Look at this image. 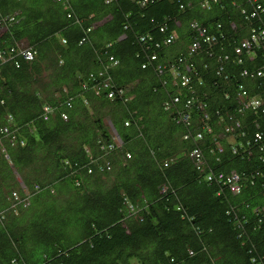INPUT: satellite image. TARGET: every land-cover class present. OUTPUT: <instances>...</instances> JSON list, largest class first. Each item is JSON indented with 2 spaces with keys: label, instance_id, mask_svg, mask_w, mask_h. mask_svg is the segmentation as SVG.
I'll return each instance as SVG.
<instances>
[{
  "label": "trees",
  "instance_id": "trees-1",
  "mask_svg": "<svg viewBox=\"0 0 264 264\" xmlns=\"http://www.w3.org/2000/svg\"><path fill=\"white\" fill-rule=\"evenodd\" d=\"M252 28L264 0H0V53L35 51L0 60V264H264V116L238 98L264 102V42L235 52Z\"/></svg>",
  "mask_w": 264,
  "mask_h": 264
},
{
  "label": "clouds",
  "instance_id": "clouds-1",
  "mask_svg": "<svg viewBox=\"0 0 264 264\" xmlns=\"http://www.w3.org/2000/svg\"><path fill=\"white\" fill-rule=\"evenodd\" d=\"M215 1V0H214ZM207 1H205L204 2V5H205V3H206ZM208 3V2H207ZM207 5V4H206ZM261 7V6H260ZM251 16H252V13H251ZM194 24H196V23H194ZM199 26V25H198ZM255 29L254 28H252V33H253V35H260V33H261V31H264V30H261V31H259L258 33H255ZM249 34V33H248ZM253 35H251V38L250 37H247V38H244L243 40L244 41H250V42H252L251 41V39H252V36ZM248 38H250L249 40H247ZM243 41V42H244ZM242 42V43H243ZM241 43V44H242ZM241 44L239 45V46H236V48H235V52L237 53V54H239V53H241V52H237L236 51V49L238 48V47H241ZM191 47V46H190ZM190 47H189V49H190ZM257 48H261V46H257ZM256 48V49H257ZM12 50V49H11ZM11 50H9V52H11ZM23 50H29V51H31V52H33V57L31 58V59H27V58H25V56L22 54V51ZM12 53H14V55L13 56H20V57H22L23 59H25V60H28V61H30V60H32L33 58H34V56H35V51L34 50H32V49H30V48H27V47H25L24 45H18V47L17 48H15V49H13V51H12ZM11 53V54H12ZM188 53L190 54V55H192V53L190 52V51H188ZM2 54H6V53H3V52H1L0 53V55H2ZM10 54V55H11ZM10 55H7V58L8 59H10ZM257 55V54H256ZM250 56H254L253 54L252 55H250ZM259 56V55H258ZM227 58V57H226ZM253 58H255V57H252L251 59H253ZM179 60L180 61H182V63L184 62V58H179ZM247 72L245 71V70H242L241 72H240V75L241 76H245V75H247L246 74ZM177 74V73H176ZM178 76V75H177ZM180 78H181V75L179 76ZM96 94H97V91H96ZM178 98V97H177ZM238 98H239V102L240 103H242L243 104V106H244V104L245 103H248V106L247 107H252V109L253 110H256V111H261V116H264V111H262V109H264V102H263V100L261 99V98H257L256 99V97H253V98H249V96H248V94L246 93V91H243L242 93H238ZM179 99V98H178ZM194 98H191V101L193 100ZM179 101V100H178ZM177 101V102H178ZM190 101V100H189ZM173 102H174V99H173ZM198 102V101H197ZM44 106H46V105H44ZM48 107V106H47ZM245 107V106H244ZM246 108V107H245ZM52 110L49 108V111H48V114L51 112ZM63 118H66L65 116H62ZM231 123H232V121H231V119H230V124L229 125H226L225 127H224V130H223V132H221V133H216V134H214L213 136H212V138H211V140L212 139H214L215 141H210V143L211 144H214L215 145V147H214V149L215 150H217V152H219L218 151V147L219 146H221L222 145V142H221V138L222 137H225L226 139H227V141H228V143H233V141H234V139H235V136L238 134V136H239V131H237V127L235 128H233V127H231ZM236 123H238V122H236ZM235 123V124H236ZM239 124V123H238ZM233 125V124H232ZM258 132H261V131H258ZM263 134V133H262ZM243 135V134H242ZM264 136V135H263ZM188 136H185V138H187ZM231 137V139H229ZM195 138L196 139H200L201 137H198V133L196 134V136H195ZM257 139V138H256ZM117 140V138L115 139V141ZM117 142V141H116ZM118 143V142H117ZM195 148H199L200 149V147H198V146H196V147H194L192 150H191V152H190V157L194 160V162H195V165L197 166L196 168H198V164H197V162H196V160H195V158H194V156H192V152H193V150L195 149ZM0 149H2V151H3V148H1V145H0ZM201 150V149H200ZM222 151H223V148H222ZM221 151V152H222ZM201 152H202V150H201ZM221 152H219V153H221ZM244 152H245V150H244ZM247 152H250L249 151V149H247ZM3 157L5 158V159H7L8 160V157H9V155H8V153H6V152H4L3 151ZM202 157H203V154H202ZM203 163H204V160L202 161V165H203ZM10 165H11V163H10ZM12 166V165H11ZM198 170H203V168L201 167V169H199L198 168ZM221 172H218L217 174H220ZM233 173H236V174H238L236 171H232V172H230V173H222L225 177L226 176H230V175H232ZM212 175V174H211ZM239 175V174H238ZM213 177H214V175L212 176V180H213ZM207 179H208V176H207ZM239 180V179H238ZM208 181H209V179H208ZM211 181V180H210ZM216 181V180H215ZM238 184H239V182H237ZM19 186H20V188L22 189V195H20V194H18V193H16V192H13V198H12V200H13V204L14 205H16V204H21L23 207H26V206H28V204H29V201H30V198H29V192L28 191H24V189H26V186L21 182V180L19 181ZM229 186V185H228ZM230 187V186H229ZM36 188H40L39 187V185L37 184V185H35L34 187H33V189L35 190ZM165 187H163L162 188V192H164L165 191Z\"/></svg>",
  "mask_w": 264,
  "mask_h": 264
},
{
  "label": "built area",
  "instance_id": "built-area-1",
  "mask_svg": "<svg viewBox=\"0 0 264 264\" xmlns=\"http://www.w3.org/2000/svg\"><path fill=\"white\" fill-rule=\"evenodd\" d=\"M143 1L145 2V1H148V0H143ZM205 4H207V2H206ZM259 7H260V6H258L257 8H259ZM255 14H256V13L253 12V13H252V16H254ZM192 26L195 27V28H198V30L200 29L199 26H197V24H192ZM199 34H200V35H203L204 32L200 30ZM213 40H214V38H213ZM167 41H169V40L167 39ZM251 41H252V42H250V41H244V42L241 44V47H238V48L236 49V51H237V52H241L242 48H244V47H248V48H250V47L252 46V45H251L252 43H254L253 45H255L256 47H257V46H260V44H261L262 42H264V31H261V33H260L259 36H258V35H253ZM198 44H199L198 42H194V43L191 45V47H190V52H191V53L194 52L196 49H198V47H199ZM12 51H13V49L11 50V52H12ZM10 54H11V53H10ZM10 54H8V55H10ZM22 54H23V55L25 56V58H27V59H31V58L33 57V52H31V51H29V50H23V51H22ZM3 55H4V54H2V55H0V56H3ZM152 59H155V57H152ZM143 67H145V65H143ZM158 71L161 72V71H162V68H161V67H158ZM259 72H260V71H259ZM259 72H258V74H259ZM188 82H189L188 78H186L184 75H181V85H186V84H188ZM97 93H98V92H97ZM178 100H179V99H178L177 97L174 98V102H177ZM189 102H191V99H190V101H188V103H189ZM244 106L247 107V106H248V103H245ZM44 110H45V112H48V111H49V108L46 106V107H44ZM262 111H264V109H262ZM45 114H46V113H45ZM186 119H187V115L183 117V120H186ZM236 124H237V123H236ZM198 137H201V135L198 134ZM255 137H256L258 140H262V138H263V134H262V132H256V133H255ZM211 141L213 142V141H215V140L212 139ZM260 149H261V150L264 149V144L260 145ZM218 151H219V152L222 151V147H221V146L218 147ZM192 156H194V158H195V160H196V162H197V164H198V168L201 169V167H202V161H203V157H202V152H201V150H200L199 148H195V149L193 150V152H192ZM212 176H213V175H208V179H209V180H212ZM238 179H239V176H238V174H236V173H233L232 175H230V176H226V177H225L222 173H220V174H218L217 177H216V180H217V181H221V182H223V183H225V184H228V185L230 186L231 190H232L235 194L238 193V192L240 191V185L237 183V182H238Z\"/></svg>",
  "mask_w": 264,
  "mask_h": 264
},
{
  "label": "bare ground",
  "instance_id": "bare-ground-1",
  "mask_svg": "<svg viewBox=\"0 0 264 264\" xmlns=\"http://www.w3.org/2000/svg\"><path fill=\"white\" fill-rule=\"evenodd\" d=\"M0 60L4 62V61H7V60H9V59H8L7 57L0 56ZM260 96H261V95H260ZM259 98H260V97H259ZM247 110H248V109H247ZM231 127H233V128H234V127H235V128L237 127V129L240 128L238 123H237V124H233V125H231ZM256 132H258V131H256ZM256 132H255V133H256ZM3 133H7V132H3ZM242 134H243V133H240V132H239V136H240V135L242 136ZM237 136H238V134H237ZM235 138H236V136H235ZM234 140H235V139H234ZM253 141H257V142H259L260 140L256 139V137H255V135H254V140H253ZM234 143H235V141H234ZM252 144H253V143H251V141L247 140V146H246V148H245L244 150L249 149V147L252 146ZM235 145H236V144H234V146H233V150H234V152L238 151V150H237V147H236ZM261 145H262V144H261ZM221 147L223 148V145H221ZM223 149H224V148H223ZM259 149H260V145H259ZM260 150H261V149H260ZM218 182H219V183H222V184H225V183H223V182H221V181H218ZM239 185H240V184H239ZM240 191H241V185H240ZM240 191H239V192H240ZM239 192H238V193H239Z\"/></svg>",
  "mask_w": 264,
  "mask_h": 264
},
{
  "label": "rangeland",
  "instance_id": "rangeland-1",
  "mask_svg": "<svg viewBox=\"0 0 264 264\" xmlns=\"http://www.w3.org/2000/svg\"><path fill=\"white\" fill-rule=\"evenodd\" d=\"M47 80V78H45V81ZM65 119V118H64ZM229 139H231V137L229 138ZM235 141V140H234ZM233 141V142H234ZM1 143V142H0ZM2 144V143H1ZM1 155V154H0ZM2 156V158L0 157V169L1 170H5V168H6V164H5V162L4 161H2L3 160V154L1 155ZM7 162V161H6ZM8 163V162H7ZM9 165V164H8ZM10 167V166H9ZM11 168V167H10ZM17 179H19V176H17L16 177ZM21 179H19V181H20Z\"/></svg>",
  "mask_w": 264,
  "mask_h": 264
}]
</instances>
